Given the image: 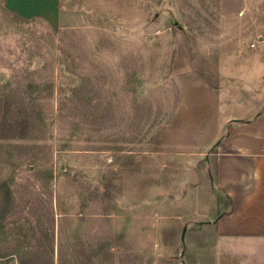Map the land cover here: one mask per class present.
<instances>
[{
	"label": "rangeland",
	"instance_id": "rangeland-1",
	"mask_svg": "<svg viewBox=\"0 0 264 264\" xmlns=\"http://www.w3.org/2000/svg\"><path fill=\"white\" fill-rule=\"evenodd\" d=\"M261 41L264 0H0V264H212Z\"/></svg>",
	"mask_w": 264,
	"mask_h": 264
},
{
	"label": "crops",
	"instance_id": "crops-1",
	"mask_svg": "<svg viewBox=\"0 0 264 264\" xmlns=\"http://www.w3.org/2000/svg\"><path fill=\"white\" fill-rule=\"evenodd\" d=\"M257 48L264 73V41ZM216 151V185L228 209L213 222L212 264H264V106L235 120Z\"/></svg>",
	"mask_w": 264,
	"mask_h": 264
},
{
	"label": "trees",
	"instance_id": "trees-1",
	"mask_svg": "<svg viewBox=\"0 0 264 264\" xmlns=\"http://www.w3.org/2000/svg\"><path fill=\"white\" fill-rule=\"evenodd\" d=\"M216 172V164H215V162H214V173Z\"/></svg>",
	"mask_w": 264,
	"mask_h": 264
},
{
	"label": "built area",
	"instance_id": "built-area-1",
	"mask_svg": "<svg viewBox=\"0 0 264 264\" xmlns=\"http://www.w3.org/2000/svg\"><path fill=\"white\" fill-rule=\"evenodd\" d=\"M253 47V45H251Z\"/></svg>",
	"mask_w": 264,
	"mask_h": 264
},
{
	"label": "water",
	"instance_id": "water-1",
	"mask_svg": "<svg viewBox=\"0 0 264 264\" xmlns=\"http://www.w3.org/2000/svg\"><path fill=\"white\" fill-rule=\"evenodd\" d=\"M184 231V230H183ZM182 239H183V237H182Z\"/></svg>",
	"mask_w": 264,
	"mask_h": 264
}]
</instances>
